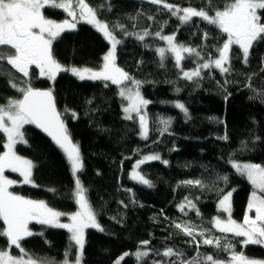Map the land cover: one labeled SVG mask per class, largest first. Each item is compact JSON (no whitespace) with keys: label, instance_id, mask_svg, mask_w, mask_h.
Returning <instances> with one entry per match:
<instances>
[{"label":"trees","instance_id":"obj_1","mask_svg":"<svg viewBox=\"0 0 264 264\" xmlns=\"http://www.w3.org/2000/svg\"><path fill=\"white\" fill-rule=\"evenodd\" d=\"M162 1L197 9L206 5V0ZM86 2L97 9L98 18L110 26L119 23L130 33H139L144 29L153 33L144 41H139L135 36H125L120 29L114 32L122 41L116 49L117 66L142 82L139 89L150 101L146 109L149 137L146 140L139 137L136 117L132 120L123 117L122 100L115 85L105 87L102 80H77L68 72H59L50 85L48 79L39 76L35 65L30 66L31 76L23 78L11 66L0 62V104L6 103L9 97L20 98V93L10 87L9 80L20 83L21 78L30 79L35 88L51 86L68 133L73 142L79 144L83 160L79 177L104 229L103 232L95 228L85 230L81 264H114L121 253H134L144 240L150 241L152 251L140 264H153L156 260L171 264L176 260L175 256L156 255L166 248L183 251V258H191L196 255L195 245L189 243L191 238L177 230L173 222L190 221L211 228L209 221L217 214L218 201L214 185L225 187L222 182L216 181V176L225 173L229 175L225 191L236 189L232 196V217L242 221L251 185L225 161L229 153L235 152V159L240 162L264 165V95H257V92L244 86L248 82L247 76L255 73L253 88L264 92V72L261 71L264 68V43H257L251 49L247 65L242 63L238 47L233 46L230 53L231 74L221 76L215 68L204 69L201 77L189 81L180 76L170 52H165L164 66L161 67V58L155 50L163 46L164 41L154 34L163 25L162 34L176 33V42L198 50L204 46L202 57L207 59L211 53L215 58L216 49L223 45L226 35L214 25L193 18L192 22L178 28L179 20L171 16L162 4H152L150 0ZM223 2L213 0L221 7ZM44 14L53 18L63 17L61 10L50 8H46ZM150 16L153 19H148ZM205 31L209 32L207 40L203 37ZM107 47V41L98 31L80 23L76 29L66 30L54 40L52 51L55 59L66 67L99 68ZM183 55L186 58L181 62L182 68L193 69L196 57ZM225 79L232 81L226 90L220 87ZM177 101L188 109L190 120H185L184 114L174 106ZM65 109L74 111L77 118L73 119L71 111L66 112ZM159 117H172L171 126L163 135L158 131L162 127L158 123ZM212 117L215 119H210ZM22 131L27 144L19 143L15 148L18 154L35 165V186L20 185L13 189L26 198L43 200L49 207L61 212L69 213L79 208L73 194L74 182L69 162L64 153L32 124L24 125ZM225 135L227 141L218 139ZM5 141V134L0 132V152L4 150ZM241 141L247 143L246 151H237L241 148ZM145 153H159L161 158L139 167L153 187L133 181L128 174L133 162ZM189 179H201L207 187L203 190L191 186L178 187L181 181ZM53 188L55 193L48 190ZM185 197L196 205L201 216L188 207L180 211L178 205ZM2 227L3 222L0 221ZM30 227L33 233L42 232L43 235L34 234L23 239L21 244L28 255L37 261L62 264L69 246V232L39 223H32ZM212 235H227L236 244V252L243 251L249 258L264 260V246L242 248L240 241L243 238H233V234H222L214 228ZM0 249H8L5 237H0ZM10 251L20 253L14 246ZM200 252L215 253L221 260L229 257V253L203 244ZM76 254V247L73 246L67 257L70 264H74ZM122 264H137V260L130 255Z\"/></svg>","mask_w":264,"mask_h":264},{"label":"snow or ice","instance_id":"obj_2","mask_svg":"<svg viewBox=\"0 0 264 264\" xmlns=\"http://www.w3.org/2000/svg\"><path fill=\"white\" fill-rule=\"evenodd\" d=\"M150 3L159 5L162 0H150ZM46 8L63 10L68 17H71V21L66 18L61 22H56L46 18L44 15ZM163 8L179 20L178 28L192 22L193 18H199L208 25H214L227 36L223 45L216 49L217 56L213 58L209 53L208 58L204 59L201 55L204 46L198 50V48L178 44L175 42L176 33L163 35V25H161V30L154 34L167 42V49L159 47L155 50L161 58V67L164 66L165 52H170L174 55L175 66L182 72V77L189 81L201 77L204 69L215 68L221 76L231 74L233 69L230 53L233 52V46H238L242 63L247 65L251 49L257 43H264V0H224L222 7L214 4L213 0H206L205 7L200 9L190 6L182 8L179 5L163 3ZM148 19L151 20L153 17L150 16ZM78 20H85L94 26L111 44L109 51L103 56L104 63L98 71L89 68L65 67L53 55V41L60 38L66 30L76 29ZM116 29L123 31L125 36H135L139 41H144L145 37L153 35L147 29L139 33H130L124 25L119 23L110 26L98 18L97 9L91 7L86 0H0V62L11 66L16 72L21 73L23 78L31 76L30 66L35 65L39 69V75L47 77L49 80H54L59 72H70L81 81L85 79L110 81L111 84L119 86V95L128 101V105L123 108L125 119H133L132 113H135L139 119L140 136L146 140L150 133L149 118L147 112H142V109L150 101L144 99L139 91L142 82L116 65L117 45L122 43L114 34ZM208 36L209 32L205 31L204 39L207 40ZM147 46L145 45V47ZM185 53L188 54V57H196L195 67L187 71L181 67V62L186 58L183 55ZM201 60L203 62H199ZM261 71L264 72V68ZM255 75V73L248 75L246 78L248 82L244 86L257 92V95H264V92L253 88L252 81ZM23 78L20 83L9 80L10 87L20 93V98L9 97L6 103L0 104V132L4 133L7 138V142L4 144L6 151L0 152V221L3 222V227L0 228V237L7 239L8 249L14 246L19 249L21 255L14 257L9 250L0 249V264H49L48 261L34 260L22 247L21 242L25 237L34 234L43 235L42 232L33 233L29 230L30 221L67 229L70 233L69 246L62 264H70L67 257L73 246L77 251L74 264H81L85 246V229L95 228L101 232L104 229L99 224L97 213L87 199V189L83 187L78 176V173L83 170L80 147L78 143L72 141L65 122L61 119L62 113L57 110L53 90L35 88L30 79ZM125 82L134 87H128ZM217 83L219 84V82ZM229 83L232 81L225 79L220 87L226 90ZM104 86L108 87L109 85L105 83ZM176 91L179 92L180 89L177 88ZM249 98L253 99L254 97ZM174 106L184 114L185 120L191 119L188 109L183 103L177 101ZM65 111H71L72 118H77L74 111L70 109H65ZM210 119L214 120L215 118ZM158 123L162 126L158 131L163 135L168 132L172 117H159ZM26 124H35L46 132L69 162L71 173L75 178L73 194L75 202L79 206L78 211L68 217L70 223H61L60 217L64 214L49 207L45 201L28 199L9 191V187L16 184L17 181L9 179L5 175L6 169L19 173L23 178L21 183L35 186L33 180L35 165L31 160L18 156L13 150L17 143L27 144L22 131ZM218 139L227 141L228 137L225 135ZM246 150L247 143L241 141V148L237 151ZM160 159L158 153L142 157L133 165V171L130 173L131 178L153 187L151 181L141 175L137 169L148 161ZM162 163L167 164L168 161H162ZM225 163L230 165L237 175L246 178L252 187L242 222H237L232 218V196L236 189L225 191V187L229 185V175L227 173L217 174L216 181L222 182L225 187H215L214 185L218 203L217 215L209 221L211 228H204L202 225H195L190 221L173 222L177 230L191 238L189 243L195 245L196 255L185 259L183 251L166 248L163 253L157 252V256H175L176 260L171 261V264H264V260L249 258L243 251L236 252V244L227 235H212L214 228L222 234H233V238H243L240 241L242 248L249 245L264 246V165L251 162L242 163L235 159V152L229 153ZM181 186L199 187L202 190L207 187L201 179L181 181L178 187ZM48 190L53 193L56 191L54 188ZM185 207L194 209L197 216H201L199 209L188 197H185L184 201L178 205L181 212ZM252 210L255 211L254 217L249 214ZM222 213L227 214L223 219L221 218ZM201 244L229 253L228 259L221 260L215 253H201ZM149 245L150 241H141L134 253H123L114 261V264H122V261H125L130 255L136 258L137 264H140L152 251ZM153 264H167V262L156 260L153 261Z\"/></svg>","mask_w":264,"mask_h":264},{"label":"rangeland","instance_id":"obj_3","mask_svg":"<svg viewBox=\"0 0 264 264\" xmlns=\"http://www.w3.org/2000/svg\"><path fill=\"white\" fill-rule=\"evenodd\" d=\"M163 3H168V2H165V1H162V5H163ZM89 4V3H88ZM169 4H171V3H169ZM173 5H175V4H173ZM183 8V7H182ZM62 12H63V17L62 18H53L52 16H46L45 14V17L46 18H48V19H52V20H54V21H56V22H61V21H63L64 19H69V21H71V17H68L67 16V13L66 12H64L63 10H61ZM101 20V19H100ZM102 21V20H101ZM104 22V21H103ZM80 23H84L85 25L86 24H88L85 20H78L77 21V25L78 24H80ZM88 25H90V24H88ZM90 27H93L95 30H96V28L94 27V26H92V25H90ZM97 31V30H96ZM99 32V31H98ZM100 33V32H99ZM102 36H103V34L102 33H100ZM163 35H171V34H163ZM226 35V34H225ZM103 38H104V36H103ZM159 38V37H158ZM105 39V38H104ZM226 39H227V36H226ZM225 39V40H226ZM106 40V39H105ZM107 41V43H108V47H107V50H106V52L103 54V56L109 51V49H110V47H111V44H110V42L108 41V40H106ZM175 42H176V40H175ZM176 43H178V42H176ZM178 44H180V43H178ZM186 46V45H185ZM161 47H163V48H165V49H167V42L166 41H164V44H163V46L161 45ZM189 47V46H188ZM172 54V53H171ZM173 55V54H172ZM103 56H102V61H101V64H100V66H99V68H90V67H80V66H73V65H70V66H67V67H77V68H89V69H92V70H95V71H98V70H100L101 69V67H102V65H103V63H104V61H103ZM173 58H174V55H173ZM116 62V61H115ZM63 65V64H62ZM117 65V64H116ZM63 66H65L66 67V65H63ZM181 67H182V65H181ZM38 69V68H37ZM180 70V69H179ZM184 70H186V69H184ZM187 71V70H186ZM38 74H39V69H38ZM69 74H71L70 72H68ZM58 74V73H57ZM57 74H56V76H57ZM180 76H182V72L180 71ZM72 75V74H71ZM40 76V75H39ZM73 76V75H72ZM75 77V76H74ZM44 78H46V79H48L47 77H44ZM75 78H77V77H75ZM49 80V79H48ZM77 80H78V78H77ZM88 80V79H87ZM53 81L54 80H49L48 82H50V85H52V83H53ZM103 81V80H102ZM104 83H108V84H111V82L110 81H108V82H105V81H103ZM125 84L128 86V87H134V86H132L131 84H129L128 82H125ZM116 87H117V89L116 90H118V95H119V86H117V85H115ZM49 89L51 88V86H49L48 87ZM140 88V87H139ZM139 91H140V89H139ZM140 93H141V91H140ZM141 95H142V93H141ZM120 96V95H119ZM143 96V95H142ZM120 98H121V100H122V112H123V117L125 118V113H124V111H123V108L124 107H126L127 105H128V101L126 100V99H124V98H122L121 96H120ZM143 98L145 99V97L143 96ZM146 100H148V99H146ZM149 101V100H148ZM149 105V104H148ZM148 105L146 106V107H144L143 109H142V112H147V107H148ZM132 115H133V118L134 117H136L137 118V116H136V114L135 113H132ZM132 120V119H131ZM27 125V124H26ZM138 135H139V137L141 138V136H140V125L138 124ZM5 138H6V136H5ZM143 139V138H142ZM145 140V139H144ZM7 142V138H6V141H5V143ZM17 144H19V143H17ZM16 144V145H17ZM16 145L14 146V151L16 152V154L18 155V156H20V157H23V158H26V159H28L27 157H24V156H21L20 154H18L17 153V151H16ZM4 151H6V149L4 148V150L2 151V152H4ZM150 154H157V153H150ZM150 154H146L145 153V155H143V156H141L139 159H137V160H135L134 162H133V165L138 161V160H140L142 157H144V156H147V155H150ZM159 154V153H158ZM160 155V154H159ZM30 160V159H29ZM243 163V162H242ZM133 165H132V168L130 169V171H129V177H130V179H132L131 178V175H130V173L133 171ZM68 167H70V165L68 166ZM71 171V170H70ZM137 171H139V169H137ZM140 172V171H139ZM141 173V172H140ZM5 175L9 178V179H12V180H16L17 181V183L16 184H14V185H12V186H10L9 187V191H11V192H13L14 194H17V195H20V194H18L13 188L14 187H16V186H20V185H33V184H23V183H21L20 181H22V177L19 175V173H16V172H12L10 169H6L5 170ZM71 175H72V173H71ZM142 175V174H141ZM78 176H79V173H78ZM72 177H73V175H72ZM79 179H80V177H79ZM133 181H137V180H134V179H132ZM81 181V180H80ZM73 182H74V186H73V188H75V178L73 177ZM251 191H252V187H251V189H250ZM228 191H230V190H228ZM251 193V192H250ZM26 198V197H25ZM29 199V198H28ZM217 203H218V201H217ZM216 208H217V205H216ZM55 210V209H54ZM56 211H58V210H56ZM76 211H78V208H76V210H74V211H72V212H69V213H65V212H61V211H58V212H61V213H63L64 215H62L61 217H60V222L61 223H70L71 221L69 220V216L72 214V213H74V212H76ZM246 211V210H245ZM251 216H255V211L254 210H252L250 213H249ZM217 214H215L214 216H216ZM226 215L227 214H221V218L223 219V218H225L226 217ZM213 216V217H214ZM212 217V218H213ZM233 218V217H232ZM235 220V219H234ZM237 221V220H236ZM237 222H239V221H237ZM240 222H242V221H240ZM32 223H37L36 221H30L29 222V230L30 231H32V228L30 227V225L32 224ZM63 230H67V229H64L63 228ZM85 230H87V229H85ZM68 231V230H67ZM69 235H70V233H69ZM7 250H9L10 251V249H7ZM123 253H125V252H123ZM123 253H121L117 258H119ZM10 254L12 255V256H14V257H18V256H20L21 255V253H18V254H16V253H11V251H10ZM77 255V254H76ZM26 259H27V257H25ZM115 260H117V259H115ZM258 260V259H257Z\"/></svg>","mask_w":264,"mask_h":264},{"label":"water","instance_id":"obj_4","mask_svg":"<svg viewBox=\"0 0 264 264\" xmlns=\"http://www.w3.org/2000/svg\"><path fill=\"white\" fill-rule=\"evenodd\" d=\"M238 47V46H237ZM36 88H39V89H42V90H47V89H49V88H41V87H36ZM54 96V95H53ZM56 103V102H55ZM57 107V106H56ZM58 110V109H57ZM61 119H62V117H61ZM137 119H138V117H137ZM63 120V119H62ZM138 122H139V119L137 120ZM32 126H34L35 128H37L44 136H46L50 141H52L53 142V140L51 139V137L50 136H48V134L46 133V132H44L41 128H38L35 124H32ZM73 141V140H72ZM54 143V142H53ZM55 144V143H54ZM55 146H56V144H55ZM79 207V206H78Z\"/></svg>","mask_w":264,"mask_h":264}]
</instances>
